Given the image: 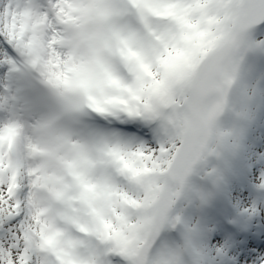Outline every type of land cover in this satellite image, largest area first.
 Here are the masks:
<instances>
[{"label":"snow or ice","instance_id":"6c2138e0","mask_svg":"<svg viewBox=\"0 0 264 264\" xmlns=\"http://www.w3.org/2000/svg\"><path fill=\"white\" fill-rule=\"evenodd\" d=\"M249 64L247 120L264 0H0V264H264V153L247 195L224 166Z\"/></svg>","mask_w":264,"mask_h":264},{"label":"rangeland","instance_id":"374dc122","mask_svg":"<svg viewBox=\"0 0 264 264\" xmlns=\"http://www.w3.org/2000/svg\"><path fill=\"white\" fill-rule=\"evenodd\" d=\"M261 76V71L256 70L253 65L249 64L247 67H245L244 70V75L242 80L237 84L235 89L233 90V100L230 103V107L228 111L225 113L224 117L222 120L224 122H227V126H222L225 130H231L233 128L237 127H243L244 128V139H243V144L238 150L239 155L241 152H247V151H252L250 156H246V161H247V167L246 171L249 173V171H255L256 167L260 166V159L258 155H260V152H263V147H264V123L261 121L264 120V114L262 116H258L260 113L256 109L253 110V116L250 120L244 119L242 115H238L237 113H244L245 112V106H244V98L248 95L249 84H255L258 78ZM258 121V122H257ZM253 124L254 128L253 131L255 133H259L260 131L262 132V136H248V124ZM249 137V138H248ZM264 153V152H263ZM236 158L235 156H229L227 160L224 162V165H226V170L230 176V170H231V165L230 163L234 161ZM230 169V170H229ZM232 174V173H231ZM233 177V174H232ZM231 191L233 195H247L249 192H247L245 186H235L233 183V180L231 179Z\"/></svg>","mask_w":264,"mask_h":264},{"label":"bare ground","instance_id":"6f19581e","mask_svg":"<svg viewBox=\"0 0 264 264\" xmlns=\"http://www.w3.org/2000/svg\"><path fill=\"white\" fill-rule=\"evenodd\" d=\"M263 114L264 113L260 112L258 114V116H262ZM261 122L264 123V120H262ZM248 127H249V129H248V136L249 137L254 136V135H256V136H259V135L262 136L263 135L262 134L263 131L262 132L260 131L259 133H255V131H253L254 125L252 123L248 124ZM263 149H264V147H263ZM263 152H264V150H263ZM263 152H260V153L262 154ZM251 153H253V152L250 150V151H247L245 153L241 152L239 155H236L235 160L230 163L231 170L229 169L230 170V178L233 180L234 185L235 186H240V185L245 186L247 192H250L251 189L244 184V182H243L244 178L247 177V178L251 179L253 174L256 173L257 169L261 167V164H260L259 167L255 168L254 172L253 171H249V173L245 172L246 171L245 169L247 167V161H246L247 157L246 156H250ZM258 157L260 159V155H258ZM224 166L226 167V165H224ZM231 173L233 174V177H232Z\"/></svg>","mask_w":264,"mask_h":264}]
</instances>
